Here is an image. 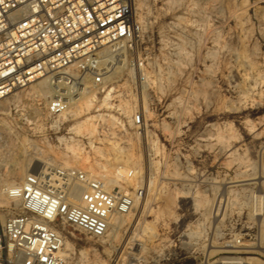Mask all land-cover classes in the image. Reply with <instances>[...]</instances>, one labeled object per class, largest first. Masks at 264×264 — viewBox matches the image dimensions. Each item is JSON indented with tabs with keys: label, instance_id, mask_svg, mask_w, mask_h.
Wrapping results in <instances>:
<instances>
[{
	"label": "rangeland",
	"instance_id": "1",
	"mask_svg": "<svg viewBox=\"0 0 264 264\" xmlns=\"http://www.w3.org/2000/svg\"><path fill=\"white\" fill-rule=\"evenodd\" d=\"M135 2L110 82L70 95L69 71L0 100V203L28 172L76 166L142 195L103 240L64 223L70 264H264V0ZM52 93L68 112H47Z\"/></svg>",
	"mask_w": 264,
	"mask_h": 264
},
{
	"label": "built area",
	"instance_id": "2",
	"mask_svg": "<svg viewBox=\"0 0 264 264\" xmlns=\"http://www.w3.org/2000/svg\"><path fill=\"white\" fill-rule=\"evenodd\" d=\"M138 32L135 0H0V100L39 78L68 80L69 71L70 95L110 82L115 56ZM69 104L52 93L46 109L59 115ZM1 193L0 264H70L63 224L103 240L112 215L130 212L142 188L114 190L89 171L58 166L28 172Z\"/></svg>",
	"mask_w": 264,
	"mask_h": 264
},
{
	"label": "bare ground",
	"instance_id": "3",
	"mask_svg": "<svg viewBox=\"0 0 264 264\" xmlns=\"http://www.w3.org/2000/svg\"><path fill=\"white\" fill-rule=\"evenodd\" d=\"M122 50H120L119 52H121ZM116 55V54H115ZM117 56V55H116ZM115 56V60L113 61V64H114V62L115 61H117V59L119 58H117ZM120 56H122V54H120ZM124 58V57H123ZM123 58L121 59H118V62L120 63L121 62V60H123ZM63 75V74H62ZM61 77H63V76H57V78H61ZM56 78V80H58ZM54 82V81H53ZM59 83V82H58ZM61 83V82H60ZM79 87H82V85H79ZM42 91V89H38V91ZM85 90V88H79L78 89V91H84ZM78 91H76V92H78ZM66 98V97H65ZM68 101H69V99L68 98H66ZM95 102H96V96L95 95H90L87 99H86V101H85V103H84V106H83V109L85 110V111H87L92 105H94L95 104ZM69 110L67 109L66 111H64L63 112V114H65L66 112H68ZM81 111V110H80ZM95 116V115H94ZM97 116H100V114L99 115H97ZM93 119V116H91V117H87V118H85L84 120L88 123V124H92L93 122H90L91 120ZM100 119H102V117L100 116ZM94 129V127H92V130ZM91 130V131H92ZM118 173L120 174V175H122V174H124V172L126 171L124 168H122L121 166L120 167H118ZM127 173V172H126ZM107 184V183H106ZM75 191L76 192H78V190L77 189H75ZM259 191V190H258ZM126 192V191H125ZM128 193V192H127ZM263 196H264V194H261L260 192H257L256 194H254V200H255V204H254V209L255 210H257L258 208H260V203H261V200H262V198H263ZM68 248H70V243L68 242V241H66L65 240V242H64V247H63V255L64 256H67L68 254H66V252H65V250L66 249H68ZM239 263H241V264H247L246 262H244V261H242V260H237V259H225V260H222L221 261V263L220 264H239Z\"/></svg>",
	"mask_w": 264,
	"mask_h": 264
}]
</instances>
